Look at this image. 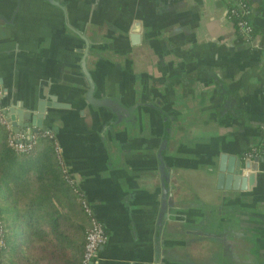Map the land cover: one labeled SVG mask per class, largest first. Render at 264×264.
<instances>
[{
  "label": "crops",
  "instance_id": "obj_1",
  "mask_svg": "<svg viewBox=\"0 0 264 264\" xmlns=\"http://www.w3.org/2000/svg\"><path fill=\"white\" fill-rule=\"evenodd\" d=\"M245 1L250 41L222 0H0L2 108L52 105L109 236L92 264H264V0ZM224 155L257 164L250 191L219 182Z\"/></svg>",
  "mask_w": 264,
  "mask_h": 264
},
{
  "label": "trees",
  "instance_id": "obj_2",
  "mask_svg": "<svg viewBox=\"0 0 264 264\" xmlns=\"http://www.w3.org/2000/svg\"><path fill=\"white\" fill-rule=\"evenodd\" d=\"M0 136V264H83L90 219L63 178L52 140L17 154L1 124Z\"/></svg>",
  "mask_w": 264,
  "mask_h": 264
},
{
  "label": "built area",
  "instance_id": "obj_3",
  "mask_svg": "<svg viewBox=\"0 0 264 264\" xmlns=\"http://www.w3.org/2000/svg\"><path fill=\"white\" fill-rule=\"evenodd\" d=\"M226 4L227 12L230 19L233 21V17H236L238 22L236 25L237 32L242 35L247 41L252 40L254 34V27L249 20L251 14L248 3L245 0H222ZM234 22V21H233ZM6 92L0 85V101L4 98ZM7 109L0 108V124L5 126L8 130V145L17 154H26L33 146V143L38 141L40 138H48L52 140L54 145V151L57 162L60 166L63 178L65 182L72 188V190L78 194L80 202L84 208L85 213L90 219V226L86 233V245L85 253L83 258V264H92L99 255L100 249L105 246L109 240L108 233L104 225L94 215L92 207L90 206L87 199L84 197L83 192L79 188L77 179L71 174L68 166L66 165L63 157L62 147L57 139L56 134L49 129H40L33 131L27 129L16 133L13 127L10 125L7 119ZM250 154L249 156H251ZM4 226L0 221V246L4 243Z\"/></svg>",
  "mask_w": 264,
  "mask_h": 264
},
{
  "label": "water",
  "instance_id": "obj_4",
  "mask_svg": "<svg viewBox=\"0 0 264 264\" xmlns=\"http://www.w3.org/2000/svg\"><path fill=\"white\" fill-rule=\"evenodd\" d=\"M134 33L140 32V24L136 23L133 29ZM133 43L139 44L141 41L140 34H134L132 36ZM89 80L91 81L89 75L87 74ZM92 82V81H91ZM92 90L95 89V85L93 82L91 83ZM6 92V91H5ZM93 92V91H92ZM5 97V96H4ZM92 101V100H91ZM94 101V100H93ZM114 102L113 99H104L100 101H95V104L101 107H108V104ZM2 100L0 101V108H2ZM51 104H47L44 101L38 103L32 108V112L30 114H26L24 118L21 116V112L9 111L7 112V119L10 125L13 127L14 132L20 133L23 129H32L33 131H38L40 129H47L48 127H53L51 124L54 121V115H49L47 107H51ZM111 107V106H110ZM10 112V114H9ZM25 120V121H24ZM227 161V156L224 155L221 160V168L219 175V182H222L223 179H227L228 183L233 184L234 191L247 192L250 191L255 185L258 175L256 172L258 171L257 164H252L251 161H245L242 159H237L236 157H232L230 159V168L227 169L225 167V162ZM258 161V158L255 160ZM161 173H162V181H163V200H162V209L159 218V235L161 236V232L163 230L164 217L168 211V200L170 197V174L168 173L165 162L161 160ZM228 173V175H227ZM230 188V186H228ZM162 242H157V248L161 250Z\"/></svg>",
  "mask_w": 264,
  "mask_h": 264
}]
</instances>
